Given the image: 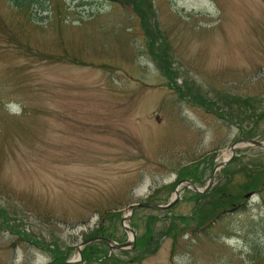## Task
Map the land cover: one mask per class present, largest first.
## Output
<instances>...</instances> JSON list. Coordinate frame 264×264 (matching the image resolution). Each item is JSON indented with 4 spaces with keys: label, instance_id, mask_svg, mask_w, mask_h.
<instances>
[{
    "label": "rangeland",
    "instance_id": "rangeland-1",
    "mask_svg": "<svg viewBox=\"0 0 264 264\" xmlns=\"http://www.w3.org/2000/svg\"><path fill=\"white\" fill-rule=\"evenodd\" d=\"M147 2L0 0V264L124 242L176 186L73 264H264V149L178 183L264 141V0Z\"/></svg>",
    "mask_w": 264,
    "mask_h": 264
},
{
    "label": "water",
    "instance_id": "water-1",
    "mask_svg": "<svg viewBox=\"0 0 264 264\" xmlns=\"http://www.w3.org/2000/svg\"><path fill=\"white\" fill-rule=\"evenodd\" d=\"M244 145H250V146H255V147H258V148H261V149H264V141H257V140H252V139H248V138H239L235 141H233L230 146L228 147L230 152H231V156L233 155V149L235 146H244ZM231 156L228 158V159H225L219 163H217L216 165H214L212 167V171H211V174L208 178V183L206 184V186L200 190L198 189L197 187H195V185H193L189 180H182L178 183H182L185 185V188L189 187V189H191L192 191L196 192V193H202V192H205L211 185L212 183V180H213V174H214V171L217 169V168H221L222 165L227 162ZM177 186L174 188V196L172 199L169 200V202L165 205H156V204H152V203H147V202H141V203H136V204H130L128 205V212L126 214H124L121 218V227L122 229L127 233V239L126 241L124 242H114L110 239H107V238H104V237H92V238H89V239H86L84 240L82 243H80L79 245L76 246L75 250L78 252L79 254V258L78 259H75V260H69V261H65L61 264H73V263H77L79 262L80 260V252H79V248L82 244H85L87 242H90V241H94V240H98V241H102L104 242L108 248L111 250V249H123V248H126L128 245H132V241H131V237L133 236V232L132 230L130 229V227L127 225V222H128V219L130 217V215L132 214V211L135 207H148V208H153V209H162V208H165V207H168L170 206L178 197H180V194H178L176 191H177Z\"/></svg>",
    "mask_w": 264,
    "mask_h": 264
},
{
    "label": "trees",
    "instance_id": "trees-1",
    "mask_svg": "<svg viewBox=\"0 0 264 264\" xmlns=\"http://www.w3.org/2000/svg\"><path fill=\"white\" fill-rule=\"evenodd\" d=\"M13 2L14 6L15 7H22L24 6L27 2L29 1H32L34 2L35 0H10ZM127 1L129 4H131L132 8L140 15L141 19L143 17V13L147 10V7L143 4V2H147V0H125ZM148 3V2H147ZM40 8H42V6H40ZM149 37H152V39H149L148 41V47L150 45H154V42H155V39L158 38V36L155 38L154 35H148ZM153 47V46H152ZM160 51H163L165 52L166 48L164 50H162L161 48H159ZM150 54L158 59V56L156 55V53L154 51H150ZM158 67L159 68H162V71L163 72H166V73H169L170 70H169V66L167 65V61H163V63H158ZM202 106H204L205 104L201 103ZM192 177V173H190L188 170H186L185 172H181V173H177V176H176V182L183 178V177ZM252 189V188H250ZM257 188L255 187L254 189L252 190H256ZM94 235H102V236H107L109 237V234L108 232L106 231V229L102 226L101 223H99V227H97L96 229H94L89 236H94ZM99 244H102L101 242H98ZM94 245L93 244H88V245H85L82 250H81V257H82V260L83 259H87L89 258L90 256H92V251L94 249ZM98 251V250H97ZM54 256H57V254H53ZM56 258V257H55ZM109 259V258H107ZM58 262H62V261H58Z\"/></svg>",
    "mask_w": 264,
    "mask_h": 264
}]
</instances>
